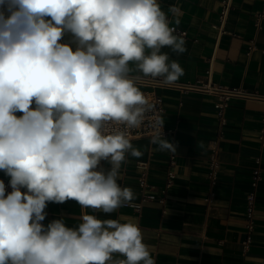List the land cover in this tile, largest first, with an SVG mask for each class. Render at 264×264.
Here are the masks:
<instances>
[{
	"label": "clouds",
	"instance_id": "clouds-1",
	"mask_svg": "<svg viewBox=\"0 0 264 264\" xmlns=\"http://www.w3.org/2000/svg\"><path fill=\"white\" fill-rule=\"evenodd\" d=\"M179 12L159 0H0V170L12 188L0 180V264H156L133 218L42 222L49 203L110 214L134 199L118 183L127 155H141L129 132L148 104L133 73L183 75L162 51H186L169 20ZM163 125L151 142L176 152Z\"/></svg>",
	"mask_w": 264,
	"mask_h": 264
},
{
	"label": "crops",
	"instance_id": "crops-1",
	"mask_svg": "<svg viewBox=\"0 0 264 264\" xmlns=\"http://www.w3.org/2000/svg\"><path fill=\"white\" fill-rule=\"evenodd\" d=\"M159 2L166 12L173 5L180 9L179 23L169 13L170 25L186 32L176 33L186 42L184 53L162 50L182 66L178 81L206 80L210 70L216 83L264 93V0ZM225 2L230 8L222 31L220 12ZM136 82L145 97L163 96L161 121L168 130L164 137L176 145V152L159 150L150 137L131 139L141 155H127L118 183L133 190L131 202H138L144 192L165 195V201L147 200L140 210L123 206L110 214L82 209L71 200L49 203L42 223L63 217L68 226H76L83 212L101 219L133 218L156 264H264V100L232 98L219 108L221 99L215 94ZM215 140L219 165L213 177L209 158ZM101 163L110 168L106 161ZM255 168H260L261 176L249 221L247 195L254 188ZM169 169L175 177L165 188ZM143 172L148 183L144 187L139 183ZM0 180L10 177L0 170Z\"/></svg>",
	"mask_w": 264,
	"mask_h": 264
},
{
	"label": "built area",
	"instance_id": "built-area-1",
	"mask_svg": "<svg viewBox=\"0 0 264 264\" xmlns=\"http://www.w3.org/2000/svg\"><path fill=\"white\" fill-rule=\"evenodd\" d=\"M230 8V4L228 2H225L223 5V8L220 12V24L219 28L224 31V22L226 20L228 11ZM260 15L257 17V24H259L260 21ZM176 33L185 34L186 32L183 30H180L175 25H171ZM251 49L254 48V44H252ZM211 71L209 70L208 78L206 80H197L195 82L190 81H174L170 83L164 82L162 79L158 78H151V77H138L136 76V81L142 82L144 84H148L154 88H162V89H175L180 92L183 91H189L194 90L201 92L203 94H212V95H218L221 99V103H218L217 106L219 108H224L228 102L232 98H254V99H262L264 100V93L258 91V90H248L242 86H227L223 84L216 83L212 81L210 76ZM146 99L148 101V104L145 106V111L143 113L142 123L140 127L130 130L129 136L130 139L133 138H139V137H150L152 138L153 134L163 125L161 118L163 113L165 112V106H164V99L163 96L159 93H153L148 96H146ZM168 130H166L163 126V134L164 136L167 134ZM218 141L215 140L212 143V153L210 154V174L214 177L216 175V170L219 165V159L217 156V147ZM174 164V156H171L170 158V165ZM144 165V164H142ZM261 176V170L260 168H255L253 170V187L247 195V217L249 221L252 220L253 217V210H254V203H255V190H256V184ZM175 177L174 171L171 169L167 172V181L165 188H168L173 183V178ZM6 188V194L10 193L12 191V188L10 186V181L3 180ZM140 185L142 187L147 186V177L146 173L143 172L140 176ZM22 192L26 191V189L22 188ZM158 199L160 202L165 201V195H157L152 192H144L141 195V198L138 202H130L124 206H130L133 207L136 210H140L142 208L143 202L147 200H153ZM247 244V241L245 242Z\"/></svg>",
	"mask_w": 264,
	"mask_h": 264
}]
</instances>
